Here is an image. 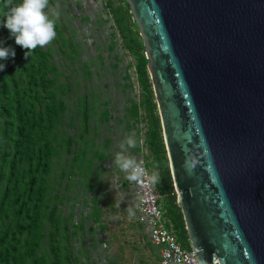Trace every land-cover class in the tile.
I'll return each instance as SVG.
<instances>
[{"label": "water", "instance_id": "obj_1", "mask_svg": "<svg viewBox=\"0 0 264 264\" xmlns=\"http://www.w3.org/2000/svg\"><path fill=\"white\" fill-rule=\"evenodd\" d=\"M192 264H264V0H126Z\"/></svg>", "mask_w": 264, "mask_h": 264}, {"label": "rangeland", "instance_id": "obj_2", "mask_svg": "<svg viewBox=\"0 0 264 264\" xmlns=\"http://www.w3.org/2000/svg\"><path fill=\"white\" fill-rule=\"evenodd\" d=\"M45 11L58 13L52 17L55 39L27 58L16 51L12 58L20 90L33 68L43 81L35 85L38 98L23 97L43 120L30 127L20 149L35 155L43 142L50 149L47 171L37 173V264H160L140 221L139 195L114 162L127 136L137 141L126 149L128 155L147 166L151 158L136 60L123 47L105 2L49 0ZM129 21L135 27L132 16ZM6 30L0 26L5 40L10 38ZM3 121L0 115V160L9 144ZM26 166L24 159L17 165L18 170ZM23 264L35 263L26 258Z\"/></svg>", "mask_w": 264, "mask_h": 264}, {"label": "trees", "instance_id": "obj_3", "mask_svg": "<svg viewBox=\"0 0 264 264\" xmlns=\"http://www.w3.org/2000/svg\"><path fill=\"white\" fill-rule=\"evenodd\" d=\"M5 3L6 0H0L2 15L6 11ZM106 6L123 47L136 60L137 78L144 95V110L148 123L145 132V142L151 154L148 165L157 170L159 180L155 182V186L162 194L161 206L164 215L172 224L182 247L190 249L181 208L176 203V193L170 175L152 83L147 71L148 60L143 42L137 26L134 27L129 21L131 13L127 2L122 5L115 0H107ZM8 32L7 29L5 33ZM0 40L4 42V46L14 44V50L20 54L19 58H22L25 49L16 45L14 38L5 40L4 36L0 35ZM5 65L4 70L0 71V115L4 117L3 131L9 144L0 160V264H23L26 258L37 264L35 252L38 238L41 237L37 233V202L40 197L37 173L47 171L50 149L48 142H43L35 155L23 154L20 149L23 146V137L29 133L30 127L41 125L40 120H43L41 116H35L34 103L24 100L23 97L38 98L39 93L35 85L37 83L42 85L43 81L38 79L39 70L33 68L27 73L25 90H20L18 80L15 78L17 69L12 58L6 60ZM21 68L26 70L23 66ZM23 159L27 166L18 170L17 165Z\"/></svg>", "mask_w": 264, "mask_h": 264}, {"label": "clouds", "instance_id": "obj_4", "mask_svg": "<svg viewBox=\"0 0 264 264\" xmlns=\"http://www.w3.org/2000/svg\"><path fill=\"white\" fill-rule=\"evenodd\" d=\"M48 5L49 0H19V3L6 0L4 5L6 11L0 15V26L7 28L16 45L25 49L26 58L31 56L37 47H45L56 37L55 20L52 17H58V13L53 12L50 15L46 12ZM15 54L11 46H4V42L0 40V61L14 58ZM5 67L4 63H0V71ZM136 146V139L133 136H127L120 142V150L114 156L115 165L125 174L124 178L130 183H139L146 176L145 169L137 159L127 154L126 149ZM150 180L158 182L159 177L153 174ZM128 212L129 215L134 214L131 208H128Z\"/></svg>", "mask_w": 264, "mask_h": 264}, {"label": "built area", "instance_id": "obj_5", "mask_svg": "<svg viewBox=\"0 0 264 264\" xmlns=\"http://www.w3.org/2000/svg\"><path fill=\"white\" fill-rule=\"evenodd\" d=\"M139 163L145 169L146 176L139 183L132 184L139 195L140 221L148 228L150 241L158 249L160 264H192L189 262V259H194L192 248L182 247L172 224L164 215L162 194L150 180L152 168L142 160Z\"/></svg>", "mask_w": 264, "mask_h": 264}]
</instances>
